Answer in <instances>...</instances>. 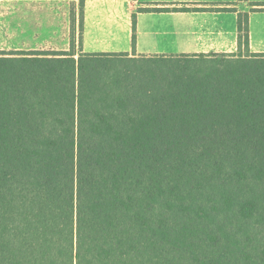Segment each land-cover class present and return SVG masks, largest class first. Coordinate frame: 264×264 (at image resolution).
Listing matches in <instances>:
<instances>
[{
    "label": "trees",
    "instance_id": "obj_1",
    "mask_svg": "<svg viewBox=\"0 0 264 264\" xmlns=\"http://www.w3.org/2000/svg\"><path fill=\"white\" fill-rule=\"evenodd\" d=\"M192 10L235 12L248 49L264 2ZM75 38L0 49V264H264V52Z\"/></svg>",
    "mask_w": 264,
    "mask_h": 264
},
{
    "label": "rangeland",
    "instance_id": "obj_2",
    "mask_svg": "<svg viewBox=\"0 0 264 264\" xmlns=\"http://www.w3.org/2000/svg\"><path fill=\"white\" fill-rule=\"evenodd\" d=\"M252 2L249 0L248 5ZM124 3L125 0H99L92 8L89 7L79 47V0H0V49L69 50L73 29L76 50L81 48L85 52L98 53L133 49L131 40L126 36L127 11H122ZM253 22L254 28L258 29H254V43L264 52V15L256 14ZM104 24L115 26V31L102 30ZM211 26H220L228 34V30L236 27L235 16L232 13H181L170 16L163 22L162 30L152 35L155 46L143 50L151 54L193 55L196 47L219 42V35L201 31ZM201 53L223 52L210 50L196 54ZM234 53L246 55L249 50L242 46Z\"/></svg>",
    "mask_w": 264,
    "mask_h": 264
},
{
    "label": "crops",
    "instance_id": "obj_3",
    "mask_svg": "<svg viewBox=\"0 0 264 264\" xmlns=\"http://www.w3.org/2000/svg\"><path fill=\"white\" fill-rule=\"evenodd\" d=\"M99 0H84V23L87 19V14H85L89 7L92 8V5ZM249 0H125L122 11H127V23H126V36L131 40L132 44V15L135 14V44L134 48L126 50L128 52H134L136 54H151L147 52L148 50H143L150 46H155L154 37L156 33H159L163 28V22L166 21L170 16L175 17L181 13H209V14H222V13H232L236 19L235 12H216L215 10H206L203 12H196L192 10L194 7H229L235 8L237 11H249L251 5H248ZM255 2H264V0H250ZM145 7H160V8H181L187 7L190 10L188 12H181V10H171V12H138L139 8ZM256 14L264 15V12H252L249 16L248 21V30H249V42L248 50L250 52H262L259 50L258 45H256L253 40L254 38V22L253 16ZM115 26L110 25L107 27L104 24L102 30L104 31H115ZM202 32H210V34H216L220 36L218 43L211 45H204L196 47L195 52H208L210 50L217 52H234L238 49V40H237V29L234 27L232 30H223L220 26H214L210 28H204ZM222 35V37H221ZM130 48V47H129ZM128 49V48H126ZM146 51V52H145Z\"/></svg>",
    "mask_w": 264,
    "mask_h": 264
}]
</instances>
